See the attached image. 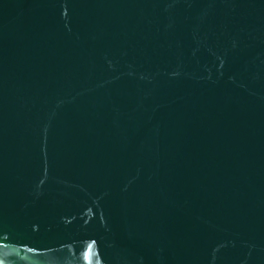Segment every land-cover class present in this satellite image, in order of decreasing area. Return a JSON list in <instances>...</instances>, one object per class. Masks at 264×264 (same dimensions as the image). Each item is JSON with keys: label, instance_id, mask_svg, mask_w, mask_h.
I'll return each mask as SVG.
<instances>
[{"label": "water", "instance_id": "1", "mask_svg": "<svg viewBox=\"0 0 264 264\" xmlns=\"http://www.w3.org/2000/svg\"><path fill=\"white\" fill-rule=\"evenodd\" d=\"M0 264H264V0H0Z\"/></svg>", "mask_w": 264, "mask_h": 264}]
</instances>
